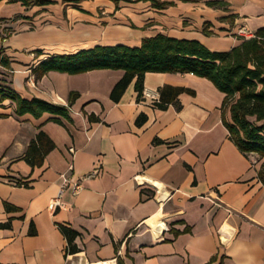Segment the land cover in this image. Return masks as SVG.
<instances>
[{
  "label": "crops",
  "instance_id": "obj_1",
  "mask_svg": "<svg viewBox=\"0 0 264 264\" xmlns=\"http://www.w3.org/2000/svg\"><path fill=\"white\" fill-rule=\"evenodd\" d=\"M165 1L174 5L54 0L22 6L31 13H24L12 36L1 39L0 57L9 64H0V87L58 105H66L70 93L77 98L68 107L69 120L58 117L61 124L48 113L18 116L11 100L0 103L5 115L0 118V224L8 225L0 228V264H78L82 258L116 264H264L260 161L228 139L220 119L223 95L209 81L188 73H145L142 92L159 93L165 85L194 91L177 96L179 109L173 104L159 109L142 94L136 100L134 80L118 102L109 98L121 70L32 73L50 56L95 45L136 47L158 33L226 51L238 43L239 27L253 33L264 26V0H218L227 3L226 10L206 4L214 0ZM204 22L212 34H203ZM140 114L145 121L137 125ZM38 131L55 148L31 169L22 156ZM94 168L99 173L84 178ZM61 174L83 178L82 188L73 194L68 184L62 206L50 210ZM4 203L18 210L8 212ZM58 225L77 233V252L66 256Z\"/></svg>",
  "mask_w": 264,
  "mask_h": 264
},
{
  "label": "trees",
  "instance_id": "obj_2",
  "mask_svg": "<svg viewBox=\"0 0 264 264\" xmlns=\"http://www.w3.org/2000/svg\"><path fill=\"white\" fill-rule=\"evenodd\" d=\"M60 1L77 3L82 0ZM111 1L117 4L119 0ZM136 1H148L155 9L174 5L173 2L165 0ZM1 2L31 7L51 4L54 0H0ZM206 4L223 10H226L227 5L226 2L218 0L208 1ZM207 25L206 22L202 25L204 35L212 34L207 30ZM237 40L238 43L226 51H213L194 39H179L158 33L144 37L136 47L124 44L95 45L71 54L50 56L33 68L32 73L39 76L50 70L68 74L97 69L121 70L122 76L109 93V98L113 102L120 100L133 80L136 100H140L143 78L147 72L188 73L206 79L223 95L219 108L220 119L227 130L228 139L243 155H257L260 161L256 173L257 180L264 188V26L257 28L248 38L237 35ZM34 53L41 52L37 50ZM0 64L7 66L8 58L0 57ZM183 92L194 95L193 90L184 87L163 86L159 91V102L155 104L156 107L165 109L168 104H173L179 109L177 96ZM76 98L77 93H70L67 104L58 105L37 97L25 99L7 87H0V103L11 100L16 115L30 114L34 118H39L48 113L54 116L50 120L58 124H61L58 117L69 120L68 107ZM2 117L5 115L0 114V118ZM88 119L97 120L92 115L88 116ZM144 121L145 116L140 114L135 123L140 125ZM54 148L55 145L50 138L43 131H38L29 141L22 159L31 169L40 167L45 155ZM3 205L8 212L18 210L8 203ZM7 226L0 224V228ZM58 229L66 239V252L71 254L77 252L74 244L77 233L63 225H58ZM33 233L31 228L29 234Z\"/></svg>",
  "mask_w": 264,
  "mask_h": 264
},
{
  "label": "built area",
  "instance_id": "obj_3",
  "mask_svg": "<svg viewBox=\"0 0 264 264\" xmlns=\"http://www.w3.org/2000/svg\"><path fill=\"white\" fill-rule=\"evenodd\" d=\"M237 34L240 36H244L246 38L250 37L252 35V32L249 31L246 27L241 26L237 29ZM28 81L30 82L31 85H33V80L32 77H30L28 79ZM142 96H144V98H148L150 103L155 105L156 103L159 102V93L158 92H148V91H144L142 92ZM68 152L73 155L75 153V150L73 147H69L68 148ZM68 171L72 170V163L70 162L68 164ZM99 173V169L98 168H94L90 173H88L84 178H89V177H93L96 176ZM61 184H60V188H59V192L58 195L52 199L50 201V203L48 204V209L50 210H54L57 207H61L62 203L60 201V197H61V193L64 191V188L69 184L71 186L72 192L73 194H77L81 188H82V179L83 178H77V179H73L69 174H61ZM162 232L167 230V227L165 226V223L163 222L162 224ZM162 232H160L157 235V240H161V234ZM66 256H68V253L66 254ZM78 264H116V262L114 260L111 261H98L95 263H90L87 260H85L84 258L80 259L78 261Z\"/></svg>",
  "mask_w": 264,
  "mask_h": 264
},
{
  "label": "rangeland",
  "instance_id": "obj_4",
  "mask_svg": "<svg viewBox=\"0 0 264 264\" xmlns=\"http://www.w3.org/2000/svg\"><path fill=\"white\" fill-rule=\"evenodd\" d=\"M24 13L30 14L29 9H25L19 4L9 5L0 3V37L1 39H8L15 32V29L24 19ZM2 41V43L4 42Z\"/></svg>",
  "mask_w": 264,
  "mask_h": 264
}]
</instances>
